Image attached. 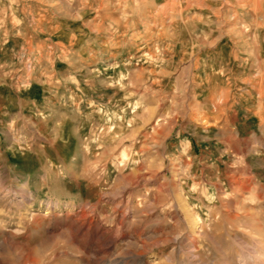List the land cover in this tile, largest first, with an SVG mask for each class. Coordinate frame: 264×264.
I'll use <instances>...</instances> for the list:
<instances>
[{"label": "rangeland", "instance_id": "1", "mask_svg": "<svg viewBox=\"0 0 264 264\" xmlns=\"http://www.w3.org/2000/svg\"><path fill=\"white\" fill-rule=\"evenodd\" d=\"M0 264H264V0H0Z\"/></svg>", "mask_w": 264, "mask_h": 264}, {"label": "bare ground", "instance_id": "2", "mask_svg": "<svg viewBox=\"0 0 264 264\" xmlns=\"http://www.w3.org/2000/svg\"><path fill=\"white\" fill-rule=\"evenodd\" d=\"M251 2H255V0H251ZM254 4V3H253Z\"/></svg>", "mask_w": 264, "mask_h": 264}]
</instances>
